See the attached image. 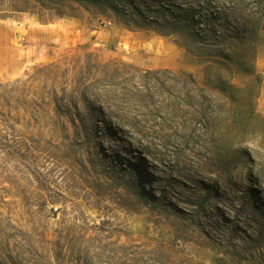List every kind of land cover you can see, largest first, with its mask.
<instances>
[{
    "label": "rangeland",
    "instance_id": "rangeland-1",
    "mask_svg": "<svg viewBox=\"0 0 264 264\" xmlns=\"http://www.w3.org/2000/svg\"><path fill=\"white\" fill-rule=\"evenodd\" d=\"M112 5L0 0V264H264V6Z\"/></svg>",
    "mask_w": 264,
    "mask_h": 264
},
{
    "label": "trees",
    "instance_id": "trees-1",
    "mask_svg": "<svg viewBox=\"0 0 264 264\" xmlns=\"http://www.w3.org/2000/svg\"><path fill=\"white\" fill-rule=\"evenodd\" d=\"M116 1H119V0H91V2H93V3H96V4H98V5H106V6H109V5H111V6H113L112 4L113 3H115ZM120 1H123V0H120ZM259 5H262V6H264V0H255ZM131 4V6L133 7V9H135V10H137L136 9V6L133 4V3H130ZM114 8V10L116 11V12H118L117 11V8H115V7H113ZM138 11V10H137ZM138 14L140 15V17H142V18H144V16L142 15V13L141 12H139L138 11ZM172 14H174V13H172ZM189 18L187 19V20H185L186 21V23H185V25L184 26H182L183 28H182V33H189V34H191V36L193 37V38H195V39H197V38H199V37H202L201 35H199L198 34V32L196 31V29H200L201 27H199V25H198V23H197V21L195 20V15H194V13H193V11L192 12H189V16H188ZM174 18L176 19L177 17H176V15H174ZM208 18V17H207ZM210 18V21H212L213 23H214V18H215V16H213V14L209 17ZM209 22V21H208ZM219 23H221V22H219ZM137 26H139V25H137ZM259 23H258V27H251L250 28V34L252 33H256V31H257V29L259 30V29H263L264 30V24L262 25V27H260L259 28ZM173 30H177V28H176V26H173ZM226 31L224 32V33H218L213 27H212V29H209L208 27L206 28V31H205V33H207V34H205V36H206V39H207V41H209L207 44H209L210 46H212V47H219V46H225V45H230V46H234L233 44V41H235L236 40V38H238L237 37V35H234V36H231V34L227 31V29H225ZM201 31H204L203 29L201 30ZM174 32V31H173ZM172 34H174V33H172ZM242 38H246L245 36L244 37H242ZM198 43H201V42H198ZM233 50L234 49H230V53L229 54H224V53H222L221 51H216V50H208L209 51V53H207V52H204V54H206L207 53V56H209V57H212V58H221V56H225V58H227V59H229V60H231L232 59V55H231V52H233ZM248 51H250V53H251V51L253 52V49H251L250 48V50H248ZM202 56V55H201ZM248 56L249 55H244L243 56V58L242 59H239V61H237V64H239V65H244L245 64V60L248 58ZM66 95H67V93H66V91H64L63 92V95H62V97L59 99V102L61 103V105L63 104V105H66L67 106V108H69L70 109V107H71V104L70 103H68V101H71V100H69V99H67L66 98Z\"/></svg>",
    "mask_w": 264,
    "mask_h": 264
},
{
    "label": "crops",
    "instance_id": "crops-1",
    "mask_svg": "<svg viewBox=\"0 0 264 264\" xmlns=\"http://www.w3.org/2000/svg\"><path fill=\"white\" fill-rule=\"evenodd\" d=\"M257 69L259 72L263 73V83H262L261 92L258 98V111L264 117V54L260 55L257 60Z\"/></svg>",
    "mask_w": 264,
    "mask_h": 264
}]
</instances>
